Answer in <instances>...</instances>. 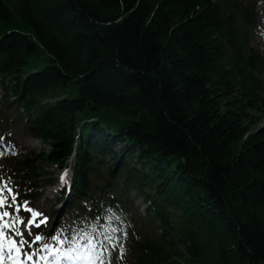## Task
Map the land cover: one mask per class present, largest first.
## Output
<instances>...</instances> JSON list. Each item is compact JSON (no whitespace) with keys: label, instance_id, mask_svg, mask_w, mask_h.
Masks as SVG:
<instances>
[{"label":"trees","instance_id":"1","mask_svg":"<svg viewBox=\"0 0 264 264\" xmlns=\"http://www.w3.org/2000/svg\"><path fill=\"white\" fill-rule=\"evenodd\" d=\"M263 2L0 0L1 103L42 143L0 176L71 164L50 221L113 264H264Z\"/></svg>","mask_w":264,"mask_h":264},{"label":"snow or ice","instance_id":"2","mask_svg":"<svg viewBox=\"0 0 264 264\" xmlns=\"http://www.w3.org/2000/svg\"><path fill=\"white\" fill-rule=\"evenodd\" d=\"M3 140L4 138L0 137V144ZM10 147L15 154L14 146ZM3 154L0 152V155ZM68 176L69 172L65 169L60 178L61 188L68 184ZM18 197L19 193L9 187L8 183L0 186V264H5V259L12 264H40L41 261L51 264L53 260L74 262L84 258L81 249L87 250L89 258L94 257L91 264H111L110 256L117 252L121 253V259L123 258L124 249L120 236L93 234L84 229L73 230L69 234H65L68 230L61 229L46 236L39 230L47 225L48 217L36 211L27 200L20 201ZM33 229L37 231L34 232ZM124 235L126 236V233ZM9 237L10 242L5 246L2 239ZM34 245H37L35 251L41 253L39 256H35L32 250Z\"/></svg>","mask_w":264,"mask_h":264},{"label":"rangeland","instance_id":"3","mask_svg":"<svg viewBox=\"0 0 264 264\" xmlns=\"http://www.w3.org/2000/svg\"><path fill=\"white\" fill-rule=\"evenodd\" d=\"M257 20L258 26L255 27L252 31V43L253 45L264 54V2L261 3L257 8ZM2 89L0 87V137H3V143L0 144V152H3V155H0V170H4L6 167L18 166L16 161L24 157H29L32 155V152H38L42 147V143L39 139L34 136H28L26 120L18 119L16 117L14 108L11 110L6 109L1 103ZM14 146L15 154H13ZM30 158V157H29ZM43 168L48 170V173H45L41 176L40 181L43 176L50 175L55 179L53 185H46L45 187H40L39 189L31 188L27 182L21 181L14 176H0V186H3L4 183H8L9 187L13 188L16 192L19 193L18 199L20 201L27 200L31 206L35 207L36 211L42 212L48 219L51 218L54 209L62 210L65 206L63 200H59L57 197V189L60 186V172L55 170L54 167L49 166L48 164H43ZM70 182V178H68ZM131 196L134 198L135 206L138 210L146 215L147 205L143 199L133 190L130 191ZM27 217L28 214L24 213ZM137 223L139 221L137 220ZM19 228L20 225H17ZM44 227L47 230H44ZM66 229L68 230L65 234L70 233V225L66 217L60 213V215L55 218L54 221L47 222L46 226H42L39 230L46 236L54 234L56 231ZM33 231H37L33 229ZM7 235V232H6ZM2 242L5 246H8L10 242V237L7 239H2ZM43 243V241L41 242ZM37 245L33 246V252L35 256H39L41 253L36 252ZM84 258L80 260L72 261H55L53 260L51 264H91V259L87 254V250H80ZM108 254L106 253L105 256ZM35 258V257H34ZM111 264L114 263V258L110 256ZM41 261L40 263H43ZM49 264V262H47Z\"/></svg>","mask_w":264,"mask_h":264}]
</instances>
